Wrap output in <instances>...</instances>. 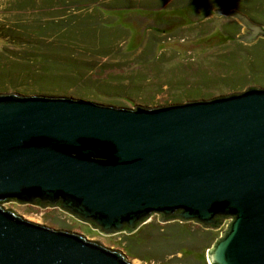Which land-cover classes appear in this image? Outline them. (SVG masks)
I'll return each mask as SVG.
<instances>
[{"label":"water","instance_id":"95a60500","mask_svg":"<svg viewBox=\"0 0 264 264\" xmlns=\"http://www.w3.org/2000/svg\"><path fill=\"white\" fill-rule=\"evenodd\" d=\"M242 26L264 24L215 9ZM58 207L101 235L153 215L224 229L207 264H264V84L122 106L70 93L0 92V264H139L106 240L29 220Z\"/></svg>","mask_w":264,"mask_h":264},{"label":"rangeland","instance_id":"374dc122","mask_svg":"<svg viewBox=\"0 0 264 264\" xmlns=\"http://www.w3.org/2000/svg\"><path fill=\"white\" fill-rule=\"evenodd\" d=\"M122 1H127L137 10L130 11L125 17L130 21L125 38L114 32L108 34L113 37L108 41V47H112L113 51L104 56H95L93 50L83 49L91 43L79 41V49L62 51L57 55L67 63L63 72L67 76L80 72L91 86L87 88L94 90L93 93L86 92L90 90L73 82L70 84H75L77 88L72 85L67 88L63 85L64 77L55 80L52 75L43 83L55 89L36 92L34 79L40 76L34 72L40 68V64L27 65L18 60L22 54H26L19 47H8L9 54L14 52L12 58L0 54V92L70 93L133 107L138 103L238 91L252 83L264 84V38H257L250 44L240 42L236 39L243 30L239 22L213 12L218 8L233 9L253 17L255 23L264 24V0ZM112 3L115 0L109 4ZM45 4L43 0H0V29L15 28L27 20L45 18L52 12ZM115 46L129 49L130 53H116ZM6 204L8 207L17 206L18 212L29 214L31 221L104 239L106 246L124 249L125 236L130 235L125 232L101 235L58 207H40L14 201ZM173 222L181 224L189 234H185L186 237L181 238L177 246L194 251V255L183 257L181 262L200 264L204 259L207 264L206 250L212 238L220 235L226 220L217 229L207 230L193 222H160L153 214L132 233L142 230L139 236L143 238H150L152 231H158V234L152 237L153 243L146 240L139 242L136 249L140 256L133 258L139 264H180V261L170 262L174 257L166 254L168 251L156 249L157 246L171 244L172 239L177 238L176 235H167L168 239L164 241L157 237L161 232L170 234L176 230ZM147 227V230H143ZM161 241L162 245L159 246ZM176 250L180 252L182 248ZM175 256L180 258V253H175Z\"/></svg>","mask_w":264,"mask_h":264},{"label":"trees","instance_id":"16d2710c","mask_svg":"<svg viewBox=\"0 0 264 264\" xmlns=\"http://www.w3.org/2000/svg\"><path fill=\"white\" fill-rule=\"evenodd\" d=\"M15 1L18 2L19 0ZM22 1L25 2L27 0ZM31 1L33 2L34 0ZM43 1L46 3V8L52 10L45 18L33 21L27 20L23 22L24 24H20L15 28L12 26L10 29L6 27L0 29L2 32L0 34V54L5 58H12L14 52L9 54L10 51H7L8 47H19L20 49H24L26 54H22V57H19L18 60H21L27 65L28 63L40 64V68L34 72L37 73L35 74L36 76H40L34 79L35 85L37 86L36 92H51L55 89L49 87L47 83H43L51 75L54 76L55 80H58L59 77H64L62 79L63 85L65 84L67 88L71 85L77 88L73 83L80 84L82 86L81 88H91L87 81L85 82L80 72L76 71L67 76V73L62 70L67 68V63L57 55L62 51L79 49V41L91 43V45L83 49L87 51L93 50L95 56L107 55L110 51H113L112 47H108V41L113 37H110L108 34L114 32L115 34L123 35L125 38L129 32L127 25L128 23L130 24V21L126 20L125 17L130 11L136 12L137 8L128 4L127 1L122 0H115V3L112 4H109L112 0ZM141 14L147 16L146 13L141 12ZM114 51L125 55L130 53L129 49L121 48V46H115ZM70 82L73 83L70 84ZM88 90L90 91L86 92L93 93L94 91L91 89ZM114 92L117 93V90H114ZM173 226L176 230L172 231V233L166 234L165 232H161L157 237L164 241L168 239L167 235H176L177 238L175 240L172 239L173 242L171 244H165L162 247L157 246L156 249L168 251L166 254L174 257L170 262L180 261V264H185L181 262V259L187 255H194V251L187 247H178L177 242L189 234H186V231L182 229L181 224L178 222H173ZM148 228H144L143 230H147ZM140 232L137 231L136 233L125 236L124 249L132 257L140 256L137 254L136 249L139 242L146 240L153 243L152 237L158 234V231H152L150 238H143L139 236ZM204 238L209 239L206 236ZM214 239L215 237L212 238V242ZM162 242H159L158 245L161 246ZM176 248H182V250L178 252ZM175 253H180V258H175ZM205 262L203 259L200 264H206Z\"/></svg>","mask_w":264,"mask_h":264}]
</instances>
